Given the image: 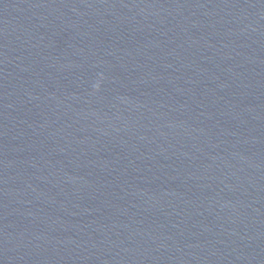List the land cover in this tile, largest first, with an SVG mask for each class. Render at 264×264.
I'll use <instances>...</instances> for the list:
<instances>
[{"label":"water","instance_id":"1","mask_svg":"<svg viewBox=\"0 0 264 264\" xmlns=\"http://www.w3.org/2000/svg\"><path fill=\"white\" fill-rule=\"evenodd\" d=\"M0 264H264V0H0Z\"/></svg>","mask_w":264,"mask_h":264}]
</instances>
